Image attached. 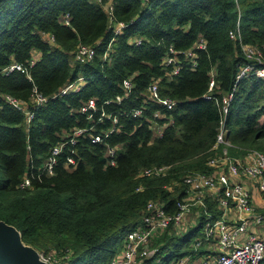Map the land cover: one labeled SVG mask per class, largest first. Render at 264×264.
<instances>
[{
	"label": "trees",
	"instance_id": "16d2710c",
	"mask_svg": "<svg viewBox=\"0 0 264 264\" xmlns=\"http://www.w3.org/2000/svg\"><path fill=\"white\" fill-rule=\"evenodd\" d=\"M239 19L243 42L264 52V0H0V91L28 101L36 86L49 97L30 123L23 110L0 97V219L16 226L25 243L54 253L60 264H109L128 233L143 223L148 201L176 211L187 195L184 176L213 172L208 162L219 151L222 95L234 90L225 122L235 146L231 155L264 152V78L250 74L236 80L247 62L230 36ZM120 21L126 26L115 33ZM82 43L96 47L94 59L75 60ZM171 47L178 50L177 73L166 63ZM191 50L193 55L185 53ZM36 51L31 79L19 70L1 71L14 61L28 65ZM212 75L218 102L204 97ZM80 76L87 80L79 91L56 95ZM125 78L134 84L129 96L106 104L125 94ZM153 81H159L163 97L179 104L169 109L145 101ZM91 98L106 112L127 114H118L117 123L88 120L80 108ZM137 107L144 108L141 116L131 113ZM157 108L173 119L160 136L150 127ZM91 124L93 133L113 130L102 142L86 134L65 144L54 175L37 177L56 145L74 128ZM108 145L117 147L115 165L107 163ZM69 153L75 164L67 162ZM164 165L170 166L165 175L142 174ZM28 176L31 184L21 187ZM253 197L264 213V193L255 190ZM207 204L215 218L221 216L214 199L207 197ZM200 211L184 231L174 229L176 224L157 230L142 264H181L215 253L204 240L207 217Z\"/></svg>",
	"mask_w": 264,
	"mask_h": 264
},
{
	"label": "built area",
	"instance_id": "2783aa9c",
	"mask_svg": "<svg viewBox=\"0 0 264 264\" xmlns=\"http://www.w3.org/2000/svg\"><path fill=\"white\" fill-rule=\"evenodd\" d=\"M104 7L112 20V5L107 3ZM114 26L115 33H118L122 31L126 24L120 21L115 22ZM230 36L234 40L239 41L244 56L247 58V62L240 67L236 75L237 83L250 74H256L264 78V66H259L264 62L263 49L257 45L243 42L240 19L237 21L236 29L230 31ZM134 41L140 43L142 39L136 38ZM199 46H205L203 40H201ZM110 47L111 45L109 44L104 53V59L109 57ZM96 53L97 50L94 45L82 43L77 48L75 60L87 62L94 59ZM169 53L166 63L173 65V73H177L179 72L178 50L171 47ZM185 53L193 55L192 50ZM37 57L38 54H34L28 65L14 61L2 68L1 71L8 73L13 70H19L26 73L31 79L29 68L35 63ZM86 80L85 76L71 80L61 87L56 95L79 91ZM122 85L125 94H118L115 98L106 100V104H120L129 96L134 87L132 79L125 78ZM214 87L215 80L212 75L208 91L204 97L217 99L214 95ZM233 96L234 90L222 95L220 127L215 144V148L219 151L208 162L214 168L213 172H194L184 176V182L188 185L187 195L178 202L176 211H168L163 203L158 200L148 201L143 223L128 233L122 251L109 264H142L143 259L151 254V239L156 231L164 229L171 224H182L187 215L193 211V207L197 205L201 207L200 210H205L207 217L204 225V240H208L210 243L214 241L215 244L213 245L216 247V251L212 254L207 253L209 257L200 258L195 264H264V213L261 210L262 206L259 201L253 197L255 190L264 193V152L257 149H248L242 156L231 155V148L235 146L228 138L229 131L225 127V122ZM0 97L23 110L28 123L35 117V110L49 100V97L45 96L36 86L33 87L28 101L21 100L11 94H3L1 91ZM145 101H152L169 109L179 104L178 100L163 97L160 94L159 81L150 83ZM218 101L220 100L217 99ZM100 110V114L96 116L95 113ZM80 111L86 114L88 120L97 119V122L112 119L113 123H117L118 114H127V112L116 114L114 112H106L104 108L101 109L98 106L95 98L86 101L81 106ZM131 113L133 116H141L144 113V108H133ZM153 114V118H150V127L157 136H160L163 134L165 127L173 122V119L169 115L166 117L161 108L155 109ZM162 118H167V121L161 122L159 119ZM92 129H94V124L74 128L72 135L67 140L52 149L51 154L43 163L42 171L37 177L40 178L42 174L47 176L54 175L59 160L58 156L63 151L65 144H76L78 137L86 134L92 138L93 142H102L104 135H108L113 130L112 128L105 130L104 134H102L93 133ZM116 150V146L108 145V164H116ZM67 162L69 164L77 162L73 153L68 154ZM169 168V165L147 167L142 171V174L149 177L165 175ZM31 182L32 177L28 176L20 185L21 187H27ZM137 189L142 190L143 186L140 185ZM207 191L212 192L211 195L221 211V216L218 218H215L214 213L208 209L206 201ZM201 243L202 240L200 239L197 244L201 245ZM39 253L41 258L49 264H60L58 257L54 253H43L40 251ZM183 261L181 264H184Z\"/></svg>",
	"mask_w": 264,
	"mask_h": 264
},
{
	"label": "water",
	"instance_id": "95a60500",
	"mask_svg": "<svg viewBox=\"0 0 264 264\" xmlns=\"http://www.w3.org/2000/svg\"><path fill=\"white\" fill-rule=\"evenodd\" d=\"M0 264H49L39 250L22 239L21 231L0 219Z\"/></svg>",
	"mask_w": 264,
	"mask_h": 264
},
{
	"label": "crops",
	"instance_id": "0c3cea01",
	"mask_svg": "<svg viewBox=\"0 0 264 264\" xmlns=\"http://www.w3.org/2000/svg\"><path fill=\"white\" fill-rule=\"evenodd\" d=\"M35 54H39L37 51L35 52ZM211 191H207L206 192V201H207V197H210L211 199H213V197H212V195H211ZM200 208L201 207H199L198 205L197 206H194L193 207V211H191L188 215H187V217L185 218V220L182 222V224H187V222L189 221H195L196 219H197V217L198 216H200L201 215V212H200ZM189 225H192V223H188ZM213 244H215L214 243V241L213 242H211V243H209L208 244V246L210 247V248H213L214 250L216 249V247L213 245ZM216 251V250H215ZM212 254V253H211Z\"/></svg>",
	"mask_w": 264,
	"mask_h": 264
},
{
	"label": "rangeland",
	"instance_id": "374dc122",
	"mask_svg": "<svg viewBox=\"0 0 264 264\" xmlns=\"http://www.w3.org/2000/svg\"><path fill=\"white\" fill-rule=\"evenodd\" d=\"M195 221H196V220H195ZM195 221H193V222H192V221H190V222L188 221L187 224L184 223V224H180V225H177V226L175 225V228H174V229H178V230H181V231H182L183 229H186L188 226H190L188 223H192V225H193V224L196 223ZM183 231H184V230H183ZM202 232L204 233V227H203V229H202ZM203 236H204V235H203ZM202 238H203V237H202ZM207 246H208V245H207ZM208 247H209V246H208ZM209 248H210V247H209ZM121 251H122V250H121ZM121 251H120V252H121ZM40 252H43V253H44V251H40ZM120 252H119V253H120ZM207 257H209V255H208V254H204V255H202V256L199 257V258H197V257L194 258V259H193V263H192L189 259H187V258H185L183 262H184V264H185L186 262H187L186 264H195V262L199 261L200 258H207ZM189 262H190V263H189Z\"/></svg>",
	"mask_w": 264,
	"mask_h": 264
}]
</instances>
